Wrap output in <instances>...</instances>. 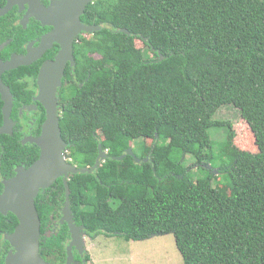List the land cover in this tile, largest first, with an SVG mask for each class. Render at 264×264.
Returning a JSON list of instances; mask_svg holds the SVG:
<instances>
[{
    "label": "trees",
    "instance_id": "obj_1",
    "mask_svg": "<svg viewBox=\"0 0 264 264\" xmlns=\"http://www.w3.org/2000/svg\"><path fill=\"white\" fill-rule=\"evenodd\" d=\"M103 4L99 21L110 27L100 50L83 52L90 76L59 126L78 168L94 166L98 145L110 159L70 175L71 201L86 205L73 212L126 239L172 234L183 264H264V0ZM223 106L245 125L239 141L214 120ZM221 128L227 164L194 179L213 161L210 130ZM128 149L148 161L112 160Z\"/></svg>",
    "mask_w": 264,
    "mask_h": 264
},
{
    "label": "flooded vegetation",
    "instance_id": "obj_2",
    "mask_svg": "<svg viewBox=\"0 0 264 264\" xmlns=\"http://www.w3.org/2000/svg\"><path fill=\"white\" fill-rule=\"evenodd\" d=\"M64 1L0 0V197L5 190L4 183L14 179L18 171L29 170L41 157V149L36 142L43 134L47 108L40 101V72L44 64L56 62L62 51L63 39H54L52 34L63 19L70 23L63 17ZM106 1L91 0L83 13L77 15L81 25L99 29L85 32L76 24L78 29L70 37L73 61L66 59L60 84L55 87L59 117L72 92L76 88L81 90L90 76L92 67H87L90 59L84 57L83 52L94 48L100 50L98 45L102 44V37L98 34L103 28L110 27L99 21ZM68 8L70 15L77 6ZM80 57L83 60L80 59L81 66H78ZM94 58L97 63L101 56L96 53ZM9 65L15 68L7 69ZM66 145L64 161L78 168L70 157L69 145ZM70 181V175L59 177L41 189L35 198L40 219L39 257L44 264H89L93 253L90 248L95 246L86 248L85 240L115 235L101 230L92 231L84 225L81 217L76 216L73 208H78L80 213L86 210V205L73 204ZM18 225L19 220L14 214L0 209V264H6L9 256L16 253L8 237Z\"/></svg>",
    "mask_w": 264,
    "mask_h": 264
},
{
    "label": "water",
    "instance_id": "obj_3",
    "mask_svg": "<svg viewBox=\"0 0 264 264\" xmlns=\"http://www.w3.org/2000/svg\"><path fill=\"white\" fill-rule=\"evenodd\" d=\"M77 1H64L63 7L65 9L62 10L65 16L63 17H66L70 23L67 24L63 19V23L59 24L58 30L52 34L54 39H63L62 51L56 62L44 64L40 72V101L47 108V120L44 124L43 134L36 142L41 149L40 160L27 171H18L14 179L4 183L5 190L0 197L1 211H9L19 220V225L15 232L8 237V241L14 247L16 253L9 256L6 264H44L39 257L40 219L35 206V198L39 191L47 188L57 178L62 176L92 175L105 161L110 159L106 152L103 151L101 145H98V157L91 168H76L67 164L63 158L67 145L62 139L59 126L55 87L60 84L66 59L70 58L73 61L70 37L75 33V30L78 27L85 32L99 29L86 28L79 23L77 15L83 13L91 0ZM72 5L77 6V9H73L69 15L70 9L68 7ZM56 22H59V19ZM12 68H15L14 65H9L7 69ZM126 156L132 157L136 163L148 161V158L144 160L137 159L131 149H128L122 156L112 160L121 161ZM70 229L73 237H75V230L71 224Z\"/></svg>",
    "mask_w": 264,
    "mask_h": 264
},
{
    "label": "rangeland",
    "instance_id": "obj_4",
    "mask_svg": "<svg viewBox=\"0 0 264 264\" xmlns=\"http://www.w3.org/2000/svg\"><path fill=\"white\" fill-rule=\"evenodd\" d=\"M215 121L228 122L234 126L237 141L243 137L245 125L240 120L239 112L232 106H223L220 108L215 117ZM210 130V136L213 141L211 153L213 161L211 164H205L204 171L202 168L192 173L194 179L205 178L208 172L212 174L219 173V167L227 164V160L220 156V149L225 139V129ZM142 141L132 143L136 149H141L139 144ZM137 151V150H136ZM134 154V153H133ZM223 160H221V159ZM225 160V161H224ZM185 166H191L195 160L190 156H185L182 160ZM211 168V169H210ZM116 235H105L93 240H85L86 248L93 251L89 264H183L182 257L177 251L175 238L172 234L152 236L145 240L126 239Z\"/></svg>",
    "mask_w": 264,
    "mask_h": 264
},
{
    "label": "clouds",
    "instance_id": "obj_5",
    "mask_svg": "<svg viewBox=\"0 0 264 264\" xmlns=\"http://www.w3.org/2000/svg\"><path fill=\"white\" fill-rule=\"evenodd\" d=\"M106 152V154H107V151H105Z\"/></svg>",
    "mask_w": 264,
    "mask_h": 264
}]
</instances>
